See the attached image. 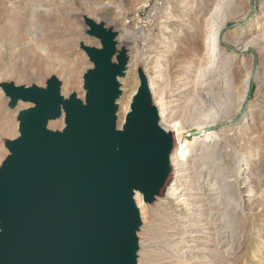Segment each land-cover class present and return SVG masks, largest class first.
<instances>
[{"label": "rangeland", "instance_id": "1", "mask_svg": "<svg viewBox=\"0 0 264 264\" xmlns=\"http://www.w3.org/2000/svg\"><path fill=\"white\" fill-rule=\"evenodd\" d=\"M156 1L0 0V167L10 155L4 141L20 136L18 113L32 107L10 108L1 84L46 88L57 77L65 99L85 101L84 76L93 63L81 44L101 48L85 19L104 23L118 34V52L125 48L129 56L118 128L141 66L157 88L163 128L174 115L189 137L198 123H212L217 133L189 157L190 219L176 200L141 204L138 264H264V0ZM218 27L224 60L214 64ZM64 128V113L48 124ZM245 160L251 164L243 172Z\"/></svg>", "mask_w": 264, "mask_h": 264}, {"label": "water", "instance_id": "2", "mask_svg": "<svg viewBox=\"0 0 264 264\" xmlns=\"http://www.w3.org/2000/svg\"><path fill=\"white\" fill-rule=\"evenodd\" d=\"M101 48L81 44L93 69L84 76L85 101L65 99L57 77L46 88L1 84L18 113L20 136L5 140L0 167V264H138L142 224L135 196L163 198L173 178L175 134L160 124L149 78L118 128L120 79L129 66L118 34L86 18ZM116 58V60H115ZM64 113L63 131L48 129Z\"/></svg>", "mask_w": 264, "mask_h": 264}, {"label": "bare ground", "instance_id": "3", "mask_svg": "<svg viewBox=\"0 0 264 264\" xmlns=\"http://www.w3.org/2000/svg\"><path fill=\"white\" fill-rule=\"evenodd\" d=\"M214 33L215 34H213V36H212L211 57H212L213 62L215 64L216 62H221L224 59H222L223 54L219 50L220 27H218ZM230 57L231 56H227L226 59H228ZM250 74H251V72L248 75H250ZM246 79L247 80H246L245 86H244L245 91H243L244 94L241 98L242 101L245 99L246 93L248 91L250 77L248 76V78H246ZM149 81H150V88H151V94L153 96V101L159 110L160 117H162L164 112L162 111V108H159L160 102L158 103L157 95H156L157 94L156 93L157 88L155 85H153L154 84L153 82H152L153 84L151 83L150 78H149ZM227 82H230V80ZM134 94H135V90L128 97L129 100L134 96ZM128 110H129V107L126 108V113L128 112ZM172 116H174V115H172ZM172 116H170L168 118V120H167L168 125L165 128V130L173 132L175 134V137L177 140V147L173 150V152L171 153V157H170V160H171V163L173 166V178H172L171 184L167 188L166 194L163 198L176 200L177 203H182V205L187 207L188 208L187 209L188 214L185 216V218L188 220L194 214V207H195V206H193L191 199L189 197L191 194V193L189 194V192L191 190L190 189L191 178H190V172H188V170L190 169L189 157H191L193 155V151L195 150L194 147L198 142L205 141L206 143L208 142L207 144H210L211 142H214L216 140L217 133L212 129V125H211L212 123L207 124V122H206V125L204 124L203 126L198 123V124H196V127H194L195 130H197L196 132H198V134L197 135L195 134L194 136L189 137L188 135H189L190 130L187 129L186 126L182 125V123L180 121H175L172 118ZM244 164H246L247 166L242 167V171L244 170L243 172H245L249 168V165L251 163H249L248 160H245ZM245 178H247V177H245ZM178 185L181 187L179 188ZM135 194H136L135 199L137 201V205L139 208H141V204L144 203L143 197L139 192H136ZM178 195H180V196H178ZM164 202H168V201H164ZM189 246H191V245H189Z\"/></svg>", "mask_w": 264, "mask_h": 264}, {"label": "built area", "instance_id": "4", "mask_svg": "<svg viewBox=\"0 0 264 264\" xmlns=\"http://www.w3.org/2000/svg\"><path fill=\"white\" fill-rule=\"evenodd\" d=\"M155 4H156L157 6H160V5H162V2H160V1L157 0V1L155 2Z\"/></svg>", "mask_w": 264, "mask_h": 264}]
</instances>
